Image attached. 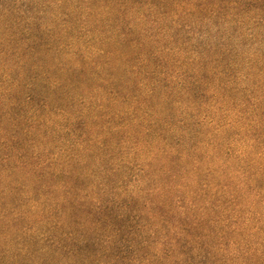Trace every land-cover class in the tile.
Here are the masks:
<instances>
[{
	"label": "trees",
	"instance_id": "16d2710c",
	"mask_svg": "<svg viewBox=\"0 0 264 264\" xmlns=\"http://www.w3.org/2000/svg\"><path fill=\"white\" fill-rule=\"evenodd\" d=\"M0 264H264V0H0Z\"/></svg>",
	"mask_w": 264,
	"mask_h": 264
}]
</instances>
